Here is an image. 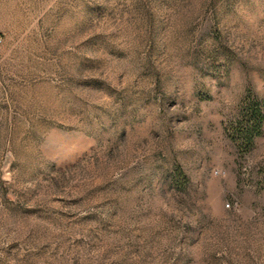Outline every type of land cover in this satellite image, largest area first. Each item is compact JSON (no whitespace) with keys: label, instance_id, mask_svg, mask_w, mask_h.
Wrapping results in <instances>:
<instances>
[{"label":"rangeland","instance_id":"1","mask_svg":"<svg viewBox=\"0 0 264 264\" xmlns=\"http://www.w3.org/2000/svg\"><path fill=\"white\" fill-rule=\"evenodd\" d=\"M264 0H0V264H264Z\"/></svg>","mask_w":264,"mask_h":264},{"label":"trees","instance_id":"2","mask_svg":"<svg viewBox=\"0 0 264 264\" xmlns=\"http://www.w3.org/2000/svg\"><path fill=\"white\" fill-rule=\"evenodd\" d=\"M230 125L231 135L239 147L250 151L256 139L264 133V99L250 93Z\"/></svg>","mask_w":264,"mask_h":264}]
</instances>
